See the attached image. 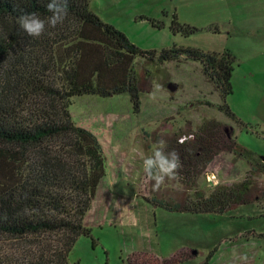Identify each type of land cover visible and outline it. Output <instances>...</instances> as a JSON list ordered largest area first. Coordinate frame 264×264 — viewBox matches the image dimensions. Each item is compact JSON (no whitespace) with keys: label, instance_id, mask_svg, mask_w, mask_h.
<instances>
[{"label":"trees","instance_id":"trees-1","mask_svg":"<svg viewBox=\"0 0 264 264\" xmlns=\"http://www.w3.org/2000/svg\"><path fill=\"white\" fill-rule=\"evenodd\" d=\"M91 1L68 0L69 14L63 23L30 37L19 29L17 19L31 12L47 18L48 0H0V236L20 246L7 264H70L77 240L91 238V213L106 176V156L98 137L72 120V99L126 94L138 110L140 94L152 91L160 73L158 66L151 70L149 65L182 58L199 64L220 95L218 110L231 122L206 119L195 131L169 137L165 151L179 154L178 176L193 184L221 154L244 160L249 171L241 182L218 185L210 193L195 190L179 201L153 194L145 201L169 213L190 215L264 206V184L255 180L264 177V158L237 142L236 128L250 127L226 103L233 94L235 56L227 50L175 46L141 50L91 11ZM148 21L153 28H163L161 22ZM170 31L188 36L199 29L181 25L173 16ZM137 58L144 61L140 70ZM249 237L264 239V233L248 231L233 242ZM225 244L212 249L199 264H214ZM197 254L188 247L168 257L133 251L126 264H184Z\"/></svg>","mask_w":264,"mask_h":264},{"label":"rangeland","instance_id":"rangeland-1","mask_svg":"<svg viewBox=\"0 0 264 264\" xmlns=\"http://www.w3.org/2000/svg\"><path fill=\"white\" fill-rule=\"evenodd\" d=\"M90 10L122 31L144 51L181 47L203 52L230 51L236 58L233 94L226 101L247 130L236 128V140L264 158V0H92ZM173 16L199 32L185 36L170 31ZM148 20L161 22L153 28ZM216 30L217 33H214ZM137 69L142 59H135ZM160 68L150 92L140 94L134 110L126 94L72 99L70 114L77 125L94 133L106 156L102 180L91 213V238L81 237L69 254L70 264H126L133 251L168 257L183 247L197 251L184 264H199L222 245L214 264H264V239L241 234L264 233V206L243 205L222 215L169 213L151 207L146 198L183 200L194 191L210 193L218 185L245 179L249 166L230 154L216 157L195 182L166 178L157 189L144 171L143 160L157 142L188 133L206 119L230 124L218 110L222 100L197 63L149 65ZM166 148V147H165ZM264 184V177L255 176ZM19 242L0 236V264L18 255ZM247 260H241L242 256ZM7 264V263H6Z\"/></svg>","mask_w":264,"mask_h":264},{"label":"clouds","instance_id":"clouds-1","mask_svg":"<svg viewBox=\"0 0 264 264\" xmlns=\"http://www.w3.org/2000/svg\"><path fill=\"white\" fill-rule=\"evenodd\" d=\"M46 10L51 15L45 19H41L35 12L19 16V29L30 37H39L46 31V26L54 28L63 23L69 14L68 0H48ZM165 147L163 140L158 141L152 154L143 160L144 171L150 180L155 181L154 187L157 189L166 178L175 179L181 167L179 154L175 150L165 151ZM241 260L246 261L247 256H242Z\"/></svg>","mask_w":264,"mask_h":264},{"label":"crops","instance_id":"crops-1","mask_svg":"<svg viewBox=\"0 0 264 264\" xmlns=\"http://www.w3.org/2000/svg\"><path fill=\"white\" fill-rule=\"evenodd\" d=\"M229 52H230V51H229ZM215 53H216V52H215ZM230 155H231V154H230ZM238 160H241V159L238 158ZM241 161H242V160H241ZM246 165H247V163H246ZM263 263H264V262H263Z\"/></svg>","mask_w":264,"mask_h":264}]
</instances>
